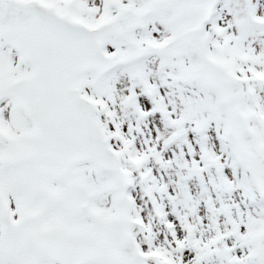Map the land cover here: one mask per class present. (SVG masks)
<instances>
[{"label": "snow or ice", "instance_id": "6c2138e0", "mask_svg": "<svg viewBox=\"0 0 264 264\" xmlns=\"http://www.w3.org/2000/svg\"><path fill=\"white\" fill-rule=\"evenodd\" d=\"M0 264H264V0H0Z\"/></svg>", "mask_w": 264, "mask_h": 264}]
</instances>
